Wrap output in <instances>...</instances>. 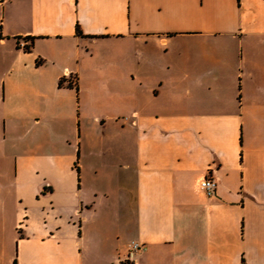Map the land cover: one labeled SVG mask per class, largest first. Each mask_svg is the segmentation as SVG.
I'll use <instances>...</instances> for the list:
<instances>
[{"label":"crops","instance_id":"obj_1","mask_svg":"<svg viewBox=\"0 0 264 264\" xmlns=\"http://www.w3.org/2000/svg\"><path fill=\"white\" fill-rule=\"evenodd\" d=\"M128 258L264 264V0H0V264Z\"/></svg>","mask_w":264,"mask_h":264},{"label":"rangeland","instance_id":"obj_2","mask_svg":"<svg viewBox=\"0 0 264 264\" xmlns=\"http://www.w3.org/2000/svg\"><path fill=\"white\" fill-rule=\"evenodd\" d=\"M119 57H117L118 59L122 58V55H118ZM97 66H104L107 64L106 58L105 56H97L94 58L93 60ZM111 62H115L112 59H110V63ZM121 62V61H120ZM66 64V63H65ZM69 66V64H67ZM72 70V68H71ZM100 75V73H99ZM103 75V73H102ZM44 76V75H43ZM104 77V76H103ZM64 87H72V91L75 95V97L78 94L79 91V87H78V77L77 75L72 71H66L65 76H64V80L63 83L61 84V87L59 86V81L57 83V85L55 86L56 88V96L54 97V101L53 103H46V105L43 104V111L44 113H49V114H53L56 118V120L52 121V123H50L49 125H45L46 121H45V116L42 117L40 120H37V123H41L39 126H35V131H39V130H49L51 127H54L56 131H58V129H63L65 128V125L62 121L58 120L60 114L65 113L66 111H70L72 113L73 118L77 119V109H76V105L74 102V98L69 97V99H71V103L69 102L68 98H67V89H64ZM95 90L98 92L97 94L102 97L104 95V91L106 90V88L104 86H106V80L105 78H101L99 79L98 83L96 82L95 84H93ZM63 96L65 98V100H61L59 97ZM104 107H106V105L103 104V101L98 102V104L95 105V112L97 113H102L105 111ZM90 111V110H89ZM108 112H110V109H108ZM101 127V126H100ZM58 128V129H57ZM55 132V131H54Z\"/></svg>","mask_w":264,"mask_h":264},{"label":"built area","instance_id":"obj_3","mask_svg":"<svg viewBox=\"0 0 264 264\" xmlns=\"http://www.w3.org/2000/svg\"><path fill=\"white\" fill-rule=\"evenodd\" d=\"M26 45H27L26 42L21 43V46L23 47H25ZM200 187L208 197H213L216 193L217 181L213 176H207L201 181ZM145 249H146L145 245H142L137 242H131L129 245V250L131 254ZM120 264H134V262H132L128 258L125 261H122Z\"/></svg>","mask_w":264,"mask_h":264},{"label":"trees","instance_id":"obj_4","mask_svg":"<svg viewBox=\"0 0 264 264\" xmlns=\"http://www.w3.org/2000/svg\"><path fill=\"white\" fill-rule=\"evenodd\" d=\"M25 49L26 50H30L31 49V44L30 45H26L25 46ZM62 83H63V80L60 81V84H62Z\"/></svg>","mask_w":264,"mask_h":264}]
</instances>
